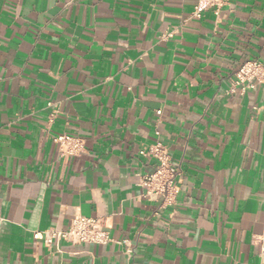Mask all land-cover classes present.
Returning a JSON list of instances; mask_svg holds the SVG:
<instances>
[{
    "label": "crops",
    "instance_id": "obj_1",
    "mask_svg": "<svg viewBox=\"0 0 264 264\" xmlns=\"http://www.w3.org/2000/svg\"><path fill=\"white\" fill-rule=\"evenodd\" d=\"M206 1L0 0V264H264V85L230 90L264 63V0ZM156 141L182 170L163 208ZM76 213L112 240L33 238Z\"/></svg>",
    "mask_w": 264,
    "mask_h": 264
},
{
    "label": "built area",
    "instance_id": "obj_2",
    "mask_svg": "<svg viewBox=\"0 0 264 264\" xmlns=\"http://www.w3.org/2000/svg\"><path fill=\"white\" fill-rule=\"evenodd\" d=\"M228 0H207L204 5L198 3L195 6L194 15L198 16L206 6H220ZM260 83L264 85V63L258 59L245 60L234 72L233 85ZM158 114L160 110L156 111ZM155 131V134H158ZM58 146L61 157L79 155L85 148L84 139L79 136L61 133L53 137ZM139 153L143 156H150L156 163L149 173L138 174V182L146 189V196L158 202V208H163L174 204L179 191L182 170L178 163L171 161L169 150L161 142L156 141L143 146ZM35 240L42 241L45 246L52 247L59 241L71 244L95 243L105 244L112 240L108 231L105 218L103 216H86L76 213L70 220L66 228L51 227L44 230H35L32 233ZM264 250V247L262 248Z\"/></svg>",
    "mask_w": 264,
    "mask_h": 264
}]
</instances>
